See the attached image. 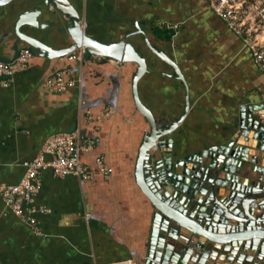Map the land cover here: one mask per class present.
I'll return each instance as SVG.
<instances>
[{
    "label": "crops",
    "instance_id": "0c3cea01",
    "mask_svg": "<svg viewBox=\"0 0 264 264\" xmlns=\"http://www.w3.org/2000/svg\"><path fill=\"white\" fill-rule=\"evenodd\" d=\"M69 1L88 35L113 43L128 34L126 40L145 57L147 70L137 90L157 126L185 113L168 135L174 160L204 156L225 145L238 133L243 105L264 103V71L209 0ZM71 25L47 0L0 3V59L10 62L25 48L32 52L13 83L0 86V187L21 181L25 162L49 137L72 130L96 140L82 154L83 162L95 168L97 156L103 155L111 176L83 181L44 170L33 203L39 232L8 208L0 194V264H142L151 245L155 206L136 175L139 149L150 130L133 94L137 63L82 48L49 57L36 53L26 39L62 49L73 43L67 30ZM136 26L152 47L178 65L183 79ZM58 70L73 84L61 91L48 89L47 77ZM255 116L264 122V113ZM252 166L243 163L241 173L262 186ZM209 260L206 264L214 262Z\"/></svg>",
    "mask_w": 264,
    "mask_h": 264
},
{
    "label": "water",
    "instance_id": "95a60500",
    "mask_svg": "<svg viewBox=\"0 0 264 264\" xmlns=\"http://www.w3.org/2000/svg\"><path fill=\"white\" fill-rule=\"evenodd\" d=\"M47 2L71 20L67 30L73 43L53 49L26 37L36 53L60 57L82 48L117 62L137 63L132 77L133 94L150 130L139 149L136 175L155 206L151 245L142 264H206L209 259L214 260L212 264H264V122L255 116L264 113V103L243 105L238 133L225 145L208 149L204 156L174 160L173 140L168 135L185 113L171 124L157 126L153 113L138 95L137 84L147 65L145 57L126 40L129 35L113 43L99 41L85 32L81 16L69 0ZM136 30L144 34L140 26ZM144 39L183 79L178 65L162 50L152 47L145 34ZM188 106L187 97L185 112ZM245 162L255 166L252 171L260 174L262 186L241 173ZM221 172L225 173L222 178ZM200 215L204 218L201 222Z\"/></svg>",
    "mask_w": 264,
    "mask_h": 264
},
{
    "label": "built area",
    "instance_id": "2783aa9c",
    "mask_svg": "<svg viewBox=\"0 0 264 264\" xmlns=\"http://www.w3.org/2000/svg\"><path fill=\"white\" fill-rule=\"evenodd\" d=\"M209 3L227 26L243 39L256 65L264 71V0H209ZM31 57V49L25 48L10 62L0 59V86H10L16 71L27 64ZM72 84L73 80L65 77L64 70L56 71L45 81L48 89L57 91ZM95 143L93 137H81L78 130L58 132L49 137L38 154L25 162L26 172L21 181L0 187L5 205L35 232H39L40 226L33 215V203L40 190V176L44 170L52 169L58 177L75 175L83 181H93L97 176H111L112 170L103 155L97 156L95 168L82 160V154L92 150Z\"/></svg>",
    "mask_w": 264,
    "mask_h": 264
}]
</instances>
